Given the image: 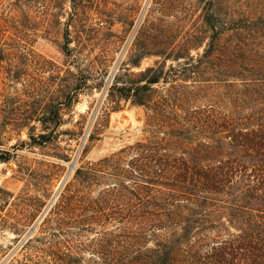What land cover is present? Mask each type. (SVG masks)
<instances>
[{
	"label": "trees",
	"instance_id": "1",
	"mask_svg": "<svg viewBox=\"0 0 264 264\" xmlns=\"http://www.w3.org/2000/svg\"><path fill=\"white\" fill-rule=\"evenodd\" d=\"M205 24L211 34L194 65L169 67L163 76L157 64L130 85L114 78L110 108L131 93L153 114L151 128L146 138L75 170L42 236L24 246L45 264H264V12L221 19L212 11ZM62 51L70 55L67 44ZM58 72L54 90L16 98L21 112L13 127L42 152L56 145L62 111L90 88L86 70L67 68L63 78ZM167 73L179 78L177 100L187 96V80L222 83L234 94L232 109L150 108L147 94L167 83ZM113 91L128 94L118 99Z\"/></svg>",
	"mask_w": 264,
	"mask_h": 264
},
{
	"label": "rangeland",
	"instance_id": "2",
	"mask_svg": "<svg viewBox=\"0 0 264 264\" xmlns=\"http://www.w3.org/2000/svg\"><path fill=\"white\" fill-rule=\"evenodd\" d=\"M212 11L221 19L228 12L262 13L264 0H0V264H45L24 246L42 236L44 218L75 170L146 138L151 128L147 118L153 114L135 104L131 93L119 99L128 93L113 91L118 108H110L114 78L118 86L130 85L157 64L163 76L169 67L194 65L208 43L205 20ZM66 44L70 55L62 51ZM177 56L184 59H172ZM67 68L86 70L90 88L83 87L71 111H62L55 146L29 148L26 132L13 127L21 112L16 98L54 90L53 76L62 70L63 78ZM167 74V83L147 94L150 108H204L222 115L232 109L234 94L224 84L187 80L189 88L181 91L187 96L177 100L179 78Z\"/></svg>",
	"mask_w": 264,
	"mask_h": 264
},
{
	"label": "water",
	"instance_id": "3",
	"mask_svg": "<svg viewBox=\"0 0 264 264\" xmlns=\"http://www.w3.org/2000/svg\"><path fill=\"white\" fill-rule=\"evenodd\" d=\"M74 166H75V161H73L72 164L69 166V170H68L65 178H68V176H69L70 172L72 171V169L74 168ZM35 227H36V224L32 228H30L26 237L29 236L32 232H34Z\"/></svg>",
	"mask_w": 264,
	"mask_h": 264
}]
</instances>
